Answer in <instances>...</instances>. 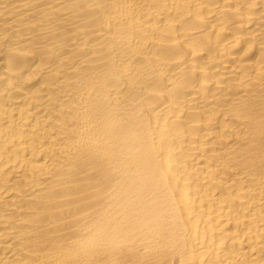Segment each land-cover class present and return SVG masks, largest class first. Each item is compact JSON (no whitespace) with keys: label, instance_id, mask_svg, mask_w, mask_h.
I'll use <instances>...</instances> for the list:
<instances>
[{"label":"bare ground","instance_id":"6f19581e","mask_svg":"<svg viewBox=\"0 0 264 264\" xmlns=\"http://www.w3.org/2000/svg\"><path fill=\"white\" fill-rule=\"evenodd\" d=\"M0 264H264V0H0Z\"/></svg>","mask_w":264,"mask_h":264}]
</instances>
